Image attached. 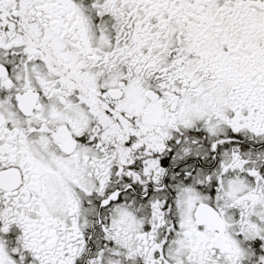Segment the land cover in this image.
<instances>
[{"label":"snow or ice","instance_id":"obj_1","mask_svg":"<svg viewBox=\"0 0 264 264\" xmlns=\"http://www.w3.org/2000/svg\"><path fill=\"white\" fill-rule=\"evenodd\" d=\"M0 264H264V0H0Z\"/></svg>","mask_w":264,"mask_h":264}]
</instances>
